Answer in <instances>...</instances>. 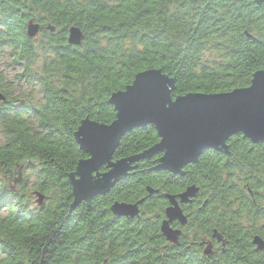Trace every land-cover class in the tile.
<instances>
[{
  "label": "trees",
  "instance_id": "16d2710c",
  "mask_svg": "<svg viewBox=\"0 0 264 264\" xmlns=\"http://www.w3.org/2000/svg\"><path fill=\"white\" fill-rule=\"evenodd\" d=\"M30 21L41 26L40 41L27 34ZM71 27L83 32L81 46L68 44ZM2 47L23 69L18 84L36 85L39 99L12 96L20 85L0 71V204L10 209L0 216V264H264L252 244L264 240V142L242 134L181 174L154 170L162 153L141 160L110 192L71 212L72 176L88 158L75 139L82 122L112 124L111 96L150 69L175 80L174 99L248 87L264 70V0H0ZM159 142L152 125L136 128L112 160ZM27 167L36 169L34 196L45 197L33 210L22 183ZM17 174L16 187L7 185ZM192 186L197 197L182 207L188 224L172 225L182 235L171 245L161 232L165 195ZM141 200L137 218L111 213L116 202ZM214 231L225 246L205 257L201 243Z\"/></svg>",
  "mask_w": 264,
  "mask_h": 264
},
{
  "label": "water",
  "instance_id": "95a60500",
  "mask_svg": "<svg viewBox=\"0 0 264 264\" xmlns=\"http://www.w3.org/2000/svg\"><path fill=\"white\" fill-rule=\"evenodd\" d=\"M261 5L262 0H257ZM53 31L52 29H50ZM41 26L30 21L27 34L31 39L40 36ZM68 44L81 46L84 34L80 28L71 27L68 31ZM264 70L253 75L246 88L235 89L227 93H192L173 98L175 80L161 70L150 69L136 75L133 83L125 90L114 93L109 104L114 107L116 119L110 125L84 120L75 134L77 144L88 158L81 161L72 176L71 185L75 204L90 201L111 191L116 183L125 177L141 160L149 159L159 153L155 171H167L181 174L185 166L195 164L206 150L226 152L227 142L237 134H242L254 144L264 142ZM6 102L0 95V109ZM152 125L158 133L160 142L143 154L114 162L113 155L121 139L136 128ZM85 130L90 134L85 135ZM94 151L103 160H97ZM107 167L106 172H101ZM150 194L158 193L148 189ZM199 189L195 186L175 195H165L169 206L165 210V219L161 223V232L167 243L178 245L181 229H174L173 223L181 228L187 225V217L182 207L197 197ZM37 204L42 206L44 195L36 193ZM116 202L111 213L116 217L134 219L140 215V205ZM213 239L223 242L220 234L214 231ZM252 244L258 251H264V240L254 237ZM206 257L212 255V245L205 243L203 251Z\"/></svg>",
  "mask_w": 264,
  "mask_h": 264
},
{
  "label": "rangeland",
  "instance_id": "374dc122",
  "mask_svg": "<svg viewBox=\"0 0 264 264\" xmlns=\"http://www.w3.org/2000/svg\"><path fill=\"white\" fill-rule=\"evenodd\" d=\"M36 40L40 41V38H37ZM5 48H7V47L0 48V54H3V49H5ZM210 55H212V54H207L206 57H209ZM18 70L19 69H17V67L13 66V62H12L10 64H7V67L2 72H3L4 76H5L4 78H8L9 79V75L11 73L18 74V73L21 72V71H18ZM9 80H11L10 82L12 83V85L14 87L18 84V82L15 79V76H13ZM13 83H15V85ZM18 85H20V84H18ZM37 92H38V88L36 87V85L28 86V85L22 83L19 87L13 89L12 96L26 97L27 99H29L30 103L32 102L35 105L36 104L35 101H38V99H39V95L36 94ZM2 140L3 139H2V137L0 135V143L2 142ZM35 171H36L35 167L31 168V169H28V167H27L24 170V176H23V179H22V183L24 182V180L26 182V184H25V192H26L27 196L31 199L30 208L32 210L38 208L37 198L34 196V193L36 191L34 189L35 182H36L35 181V178H36ZM15 176H16V178H15ZM11 178H12V180L7 182V185H9V186L16 187L17 182L21 181V180H17L16 184L13 183L14 182L13 180L19 178L18 174L11 176Z\"/></svg>",
  "mask_w": 264,
  "mask_h": 264
},
{
  "label": "clouds",
  "instance_id": "9594fccd",
  "mask_svg": "<svg viewBox=\"0 0 264 264\" xmlns=\"http://www.w3.org/2000/svg\"><path fill=\"white\" fill-rule=\"evenodd\" d=\"M12 52V49L5 48L3 49V54H0V71H4V69L7 67V64L12 63L16 57L9 55ZM18 71H23V69H19ZM16 73H11L9 75V79H11L13 76H15ZM10 213V209L4 208L3 210H0V216H8Z\"/></svg>",
  "mask_w": 264,
  "mask_h": 264
},
{
  "label": "flooded vegetation",
  "instance_id": "af4514ba",
  "mask_svg": "<svg viewBox=\"0 0 264 264\" xmlns=\"http://www.w3.org/2000/svg\"><path fill=\"white\" fill-rule=\"evenodd\" d=\"M3 104V103H2ZM249 192H250V194L253 196V192H252V190H250L249 189ZM185 215V214H184ZM186 216V215H185ZM187 217V216H186ZM174 224V225H173ZM172 225L173 226H176V222L175 223H173ZM178 224V223H177ZM187 224H188V219H187ZM179 225V224H178ZM175 229H179V228H177V227H174ZM184 228V227H183ZM206 241H203L202 243H201V246H202V248H203V250H202V252L204 251V248H205V243L206 242H209L211 245H212V251H213V253H212V255L211 256H209V257H212L214 254H215V252L222 246L223 247V242H218L217 241V239H213V238H208V239H205ZM224 245H225V243H224ZM217 249V250H216ZM203 255H204V253H203ZM205 256V255H204ZM206 257V256H205Z\"/></svg>",
  "mask_w": 264,
  "mask_h": 264
},
{
  "label": "snow or ice",
  "instance_id": "6c2138e0",
  "mask_svg": "<svg viewBox=\"0 0 264 264\" xmlns=\"http://www.w3.org/2000/svg\"><path fill=\"white\" fill-rule=\"evenodd\" d=\"M261 79L264 80V76H262ZM89 134H90V133H89L87 130H85V135L87 136V135H89ZM94 155H96L97 160H98L100 163L103 162V160L101 159V156H100L99 153H97L96 151H94ZM3 209H4V205H3V204H0V210H3Z\"/></svg>",
  "mask_w": 264,
  "mask_h": 264
}]
</instances>
